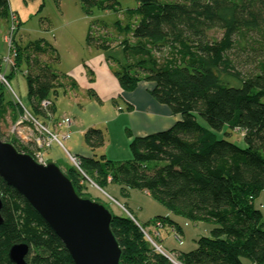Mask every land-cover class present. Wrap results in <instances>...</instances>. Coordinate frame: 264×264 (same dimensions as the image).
Returning <instances> with one entry per match:
<instances>
[{
  "label": "trees",
  "instance_id": "trees-1",
  "mask_svg": "<svg viewBox=\"0 0 264 264\" xmlns=\"http://www.w3.org/2000/svg\"><path fill=\"white\" fill-rule=\"evenodd\" d=\"M82 1L109 9L118 5L113 0L109 5L104 0ZM135 1L140 19L131 31L133 42H119L123 62L116 60L113 73L126 91H133L140 81L154 83L152 96L182 118L166 130L134 137L131 159L80 157L81 168L102 189L118 184L145 190L173 213L212 223L210 235L199 238L194 250L177 252L181 263L264 264L263 214L255 207L256 197L264 191V0ZM10 10L9 1L0 0V16L7 18ZM212 30L221 36H211ZM98 40L102 39L88 36L89 43L111 48L107 38L103 43ZM44 46L41 40L17 44L13 69L27 65L30 112L46 123L54 114L51 97L57 95L61 76L47 63L51 58L42 63ZM167 50L170 56L160 63L156 54ZM4 89L0 82V103ZM44 99L53 102L48 111L41 106ZM198 115L210 129L199 123ZM225 128L244 131V146L219 138L216 131ZM84 140L98 149L107 137L103 129L90 128ZM13 144L33 155L28 146ZM155 161L165 164L151 168ZM65 173L79 194L88 195L77 169L70 166ZM0 196L4 220L0 264H14L8 253L20 243L30 247L28 264H75L60 237L1 177ZM111 212L121 264H174L151 247L143 230L161 221L181 234L180 225L159 216L144 226L131 212V216Z\"/></svg>",
  "mask_w": 264,
  "mask_h": 264
},
{
  "label": "rangeland",
  "instance_id": "rangeland-1",
  "mask_svg": "<svg viewBox=\"0 0 264 264\" xmlns=\"http://www.w3.org/2000/svg\"><path fill=\"white\" fill-rule=\"evenodd\" d=\"M10 11L16 12L19 18L16 30L14 31L15 45L26 46L30 42L42 41L46 54L42 58L47 60L52 69L58 74L63 67L69 68L73 63L85 60L89 53V46L86 44L88 36L95 39L110 40L111 47L104 50L107 56L110 57L113 63L117 64L118 59L123 62L124 50L120 47V43L124 39H131V34L134 26L138 23L140 17L136 11L138 3L135 0H113L117 1L118 5L114 9H109L101 5L87 6L82 0H8ZM111 0H104V4H112ZM211 36L220 37L221 32L212 30L209 32ZM10 34V14L7 18L0 16V58L8 54L9 48L5 39ZM101 40V41H102ZM98 40L99 43H103ZM160 63H163L166 58L170 56L168 50L156 54ZM15 69V68H14ZM6 65L0 66V73L5 76L9 75L10 71H15ZM27 65L23 64L15 73L6 80L10 83L11 88L6 84L3 90V100L0 103V135L2 140L8 142H16L21 147L28 146L36 156L40 150L47 153L50 148L40 149L32 142L37 135L34 131L29 132V124H25L21 133L16 130V122L23 113V107L16 105L18 100L28 109L32 110L31 102L28 97V84L25 70ZM225 81L230 84L239 85L238 81L229 76H223ZM18 97V98H17ZM264 102V98L262 99ZM18 103V102H17ZM20 108V109H19ZM197 120L202 126L210 129L207 121L200 115ZM67 129H69L66 126ZM62 142L61 146L58 144L67 155V148L65 141L68 140L64 136L67 131L60 133L58 131L49 129ZM219 138L228 139L244 146V134L234 129V131L227 128L216 131ZM30 134V135H29ZM29 135V137H28ZM264 155V150H262ZM132 158V156H131ZM62 170H66L71 165L69 162L59 163ZM163 161L150 162V167L162 166ZM83 184V192H87L92 199L101 200L109 207L115 214L124 213L130 215L140 224L146 225L149 221L162 217H169L178 225L181 226L183 233H181V241L175 236L173 227L164 225L157 228L149 227L145 229L147 234L153 241L168 250L170 257L174 261H179L177 252H189L194 250L198 244L197 240L201 237L209 236L213 228L210 222H194L193 220L171 212L166 205L157 199L153 198L147 191L136 188H123L118 184H112L111 187L106 186L103 189L95 183V181L88 176H81ZM111 180L110 178L108 179ZM255 207L263 214L264 221V191H262L255 199ZM145 234V233H144ZM146 236V235H145ZM166 238H169L166 240ZM152 248L154 245L149 241ZM180 262V261H179ZM180 264H183L180 262Z\"/></svg>",
  "mask_w": 264,
  "mask_h": 264
},
{
  "label": "crops",
  "instance_id": "crops-1",
  "mask_svg": "<svg viewBox=\"0 0 264 264\" xmlns=\"http://www.w3.org/2000/svg\"><path fill=\"white\" fill-rule=\"evenodd\" d=\"M86 44L90 56L69 68H62L61 86L57 95L51 97L54 117L46 123L52 130L64 133L68 129L59 126L57 120L65 116L73 119L69 129L71 137L65 141V146L79 157L103 154L114 161L131 159L129 146L134 137L166 130L182 117L152 96V82L140 81L133 91L124 90L113 73L117 65L96 44L88 41ZM90 128L105 131L107 142L103 147L93 149L86 144L84 135ZM47 158L58 164L69 162L58 144L50 148Z\"/></svg>",
  "mask_w": 264,
  "mask_h": 264
},
{
  "label": "water",
  "instance_id": "water-1",
  "mask_svg": "<svg viewBox=\"0 0 264 264\" xmlns=\"http://www.w3.org/2000/svg\"><path fill=\"white\" fill-rule=\"evenodd\" d=\"M0 177L60 237L75 264H121L122 249L111 228L113 213L103 201L79 194L58 163H39L0 137ZM2 208L0 196V225ZM29 252L20 243L8 255L14 264H28Z\"/></svg>",
  "mask_w": 264,
  "mask_h": 264
},
{
  "label": "built area",
  "instance_id": "built-area-1",
  "mask_svg": "<svg viewBox=\"0 0 264 264\" xmlns=\"http://www.w3.org/2000/svg\"><path fill=\"white\" fill-rule=\"evenodd\" d=\"M18 23H19L18 15L16 14V12L11 11L10 13V34L6 36V39H5L6 43L8 44L9 51L6 56L2 57V65H6L7 67H10L11 69L15 67V61H16V56H17V48L14 42V31L16 30ZM0 82L6 84L9 88H11L10 83L6 80L5 76L2 75L1 73H0ZM17 102L23 107V113L21 114L18 121L16 122V127H15L16 130H18L21 133L23 126H25V124H29L30 126H26L28 127L29 132L34 131L35 133H37L36 137L34 139L32 138V142L35 143L37 147H39L40 149L44 150L45 148H51L54 141L60 143L61 146H64L62 145V142L58 139V137L52 131L49 130L50 127L47 123L43 122L41 119L33 115L28 109H26L21 104L19 100ZM41 106L43 107V109L48 111L53 106V102L51 99H44L41 103ZM50 117H52L51 119H53V115ZM57 122L59 126L64 125V126H67L69 129L73 125V119L68 116L61 117L59 120H57ZM69 129L66 135L64 136L67 139L71 137V132ZM239 131H241L244 134V131L242 130H239ZM34 157L40 163L45 164L48 162V158L45 155L44 151L42 152L40 150L39 152H37L36 156ZM67 157H68V161L70 165L76 168L83 176L86 177L85 172L81 168L80 157L76 154L70 153L68 150H67ZM162 226H163L162 222L157 221L153 227L159 229ZM173 230L175 231V236H177L178 239L181 241L182 239L181 234L176 229H173ZM143 231L148 241H150L154 245L155 249L159 253L169 258L173 263H176L170 257V252H168L162 246L157 245L153 241V239L147 234V232L145 230Z\"/></svg>",
  "mask_w": 264,
  "mask_h": 264
},
{
  "label": "bare ground",
  "instance_id": "bare-ground-1",
  "mask_svg": "<svg viewBox=\"0 0 264 264\" xmlns=\"http://www.w3.org/2000/svg\"><path fill=\"white\" fill-rule=\"evenodd\" d=\"M53 117H54V115H53ZM39 163H40V162H39ZM75 169H76V168H75ZM175 262H176L175 264H180V262H179V261H177V260H176Z\"/></svg>",
  "mask_w": 264,
  "mask_h": 264
}]
</instances>
